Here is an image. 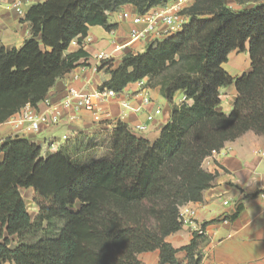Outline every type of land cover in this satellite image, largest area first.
<instances>
[{
	"label": "trees",
	"instance_id": "obj_1",
	"mask_svg": "<svg viewBox=\"0 0 264 264\" xmlns=\"http://www.w3.org/2000/svg\"><path fill=\"white\" fill-rule=\"evenodd\" d=\"M176 0H45L30 7V37L21 48H0V125L25 106L36 108L57 81L86 56L80 43L93 26L114 30L107 15L130 5L139 15ZM254 4L251 8L232 9ZM189 21L141 54L127 53L101 88L121 93L147 80L173 105L181 92L191 105L172 106L171 122L150 143L118 122L110 133L77 132L51 152L26 139L0 143V264H139L159 252L158 264H179L166 238L180 230L179 208L197 203L214 176L202 169L247 132L264 136V0H193ZM251 71L231 78L222 68L228 55L245 51ZM234 85L229 114L217 111L219 90ZM106 133V131L102 132ZM109 153L93 156L106 142ZM21 190L32 191L31 217ZM78 207L74 210L75 205ZM201 236L192 233L180 251L186 264H200Z\"/></svg>",
	"mask_w": 264,
	"mask_h": 264
},
{
	"label": "crops",
	"instance_id": "obj_2",
	"mask_svg": "<svg viewBox=\"0 0 264 264\" xmlns=\"http://www.w3.org/2000/svg\"><path fill=\"white\" fill-rule=\"evenodd\" d=\"M14 1L6 0L7 3ZM44 1L22 0V15L0 5V48L11 50L22 47L30 37L29 24L25 21L26 14L31 6ZM253 5L229 4L235 10L248 9ZM125 12L135 14L136 9L126 5L108 14L107 23L113 25L114 30L107 32L99 26L90 27L87 32L89 42L81 47L70 46V51L76 52L81 49L86 56L49 91L47 97L52 103L58 104L68 87L83 93H92L109 80L110 76L104 70L94 72L91 69L96 64L93 56L99 52H110L112 42L121 45L128 41V31L132 25L122 19ZM146 46L145 42H137L123 53L132 51L141 54ZM120 59L119 56L112 62V70L118 67ZM222 68L233 79L248 74L251 71L248 45L243 52H231ZM75 74L78 75V79H73ZM140 94L148 96L152 103L144 106ZM236 97L234 85L221 88L217 111L229 114ZM123 102H128L127 108L122 106ZM182 104L191 105V102L187 101L181 92L175 94L173 105H170L161 96L159 88L150 86L145 79L141 83L127 85L116 98L100 107L110 119L106 131L113 129L119 122L121 114H125V119L121 123L137 137L153 143L159 138L161 129L171 122L172 106L178 108ZM36 108L43 111L42 102ZM157 108L161 110V115L153 122L146 123V116ZM12 118L0 125V143L8 138H21L42 146L44 142L58 141L63 134L74 135L76 132L91 134L96 129L89 114L74 113L72 110L62 108L59 124L43 128L38 134H32L25 128L15 131ZM71 118H75L74 121H70ZM140 124L147 126L146 132L134 131L135 126ZM2 159L3 155L0 153V162ZM202 169L215 177L212 186L203 192L200 202L186 204L195 210L197 225L203 229L198 246L200 264H264V136H257L253 132L243 134L235 141L225 144L224 148L209 160H205ZM21 195L30 216L34 217L37 207L32 201V191L21 190ZM192 233L190 227L182 226L179 231L166 238V242L178 251L175 258L179 264H186V254L180 250L189 245ZM0 235L2 238H8L9 248L13 249L17 245L16 236L7 237L1 224ZM137 259L139 264H158L159 252L143 253Z\"/></svg>",
	"mask_w": 264,
	"mask_h": 264
},
{
	"label": "built area",
	"instance_id": "obj_3",
	"mask_svg": "<svg viewBox=\"0 0 264 264\" xmlns=\"http://www.w3.org/2000/svg\"><path fill=\"white\" fill-rule=\"evenodd\" d=\"M192 1L193 0H176L164 8L151 10L143 15L137 13H123L122 19L129 21L132 25L128 31V41L121 45L112 42L113 47L110 52H99L94 55L93 59L96 64H94L91 69L94 72H98L103 64L113 62L115 58L119 56H124L126 53L123 52L137 42H145L146 44L156 43L180 32L189 21V17L184 11L190 7ZM0 5L13 10L18 15L23 14L22 0H15L12 3H7L6 0H0ZM89 41L90 39L86 36L80 43L73 41L71 45L81 47L84 43ZM128 53L136 55L135 52L132 51ZM73 79H78V75H73ZM117 95L118 94L114 91L101 87L92 93H83L80 90L68 87L58 104L52 103L50 99L46 97L42 101L44 107L43 111H38L37 108L30 107L29 105L25 106L12 118V126L15 131L25 128L32 134H38L43 128H51L59 124L60 110L62 108L72 110L74 113L84 112L89 114L92 123L96 128L94 132L102 133L109 127L108 121L110 119L100 106L113 100ZM140 97L144 106H149L152 103L148 96L140 94ZM122 106L127 108L128 102H123ZM160 115L161 110L158 108L155 109L152 113L146 116V123L149 124L153 122L154 119ZM74 119L75 118H71L70 121H74ZM124 119L125 114H121L119 122H122ZM134 131L144 133L147 131V126L145 124L137 125L135 126ZM76 133H74V135ZM74 135L63 134L58 141L51 140L44 142L43 148L54 152L64 141ZM217 153L218 152H212L205 160H209V158ZM177 221L181 227H190L193 230V233L200 236L203 235V229L199 227L196 222L195 210L187 207V205L179 208Z\"/></svg>",
	"mask_w": 264,
	"mask_h": 264
},
{
	"label": "rangeland",
	"instance_id": "obj_4",
	"mask_svg": "<svg viewBox=\"0 0 264 264\" xmlns=\"http://www.w3.org/2000/svg\"><path fill=\"white\" fill-rule=\"evenodd\" d=\"M111 130L112 129L106 131V133H100V135L102 134V135H104L103 137H105L106 136L105 134L110 133ZM105 141L106 142L103 144V146L100 149H98L97 151H94V153H93L94 158H96V159H102V158H104V157H106L108 155V153H109V148H108V144H107V141L108 140L105 139ZM43 147H44V144H42V150L44 149ZM77 207H78V205L76 204L73 207V209L75 210Z\"/></svg>",
	"mask_w": 264,
	"mask_h": 264
}]
</instances>
